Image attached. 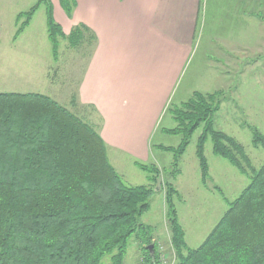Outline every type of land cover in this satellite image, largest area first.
Instances as JSON below:
<instances>
[{
    "label": "trees",
    "instance_id": "16d2710c",
    "mask_svg": "<svg viewBox=\"0 0 264 264\" xmlns=\"http://www.w3.org/2000/svg\"><path fill=\"white\" fill-rule=\"evenodd\" d=\"M45 1L19 14L17 20L26 16V22L17 37L45 2L48 38L57 58L59 39L78 46L86 28L65 38L50 0ZM59 1L70 15L73 7ZM218 102L216 94L195 93L183 107L186 112H174L172 105L169 113L178 127L170 133L181 136L182 144L162 149L179 162L203 128L197 145L203 183L210 178L205 145L211 138L213 154L246 175L249 185L235 201L226 202L228 211L204 243L189 249L174 204L177 191L163 182L171 245L177 264H264V164L255 169L235 138L215 130ZM251 133L253 146L264 149V135L253 128ZM135 165L156 187L160 170ZM154 189L126 185L99 132L54 99L0 93V264H102L106 257L110 264H125L133 239L143 254L142 264H161L154 228L141 222L151 209Z\"/></svg>",
    "mask_w": 264,
    "mask_h": 264
},
{
    "label": "rangeland",
    "instance_id": "374dc122",
    "mask_svg": "<svg viewBox=\"0 0 264 264\" xmlns=\"http://www.w3.org/2000/svg\"><path fill=\"white\" fill-rule=\"evenodd\" d=\"M40 1L0 0V93L48 96L78 117L84 118L98 131L101 124L98 115L91 108H83L78 100L83 72L94 49V40L90 34L84 33V42L75 47L60 38L58 56L54 57L48 38L47 2L44 0L46 3L41 4L30 25L17 37V32L26 22V16L20 22L17 20L19 14L28 13ZM243 1L205 0L208 7L198 26L196 62L204 58L215 61L217 57L230 68L224 66L220 69L221 65L215 66L218 67L215 75L195 74L192 78L193 67L190 68L182 83L176 87L174 102L170 103L167 117L161 121L152 139L151 150L155 153L148 162L138 161L150 166L155 163L156 157L161 164L153 166L160 170L162 190L154 192L150 200L151 209L141 219L143 224L154 228L153 242L158 246L161 264L178 263L171 245L172 234L167 221V189L163 187V182L171 184L177 191L174 204L189 249H197L204 243L228 211L226 202L235 201L249 185L246 175L242 176L229 162L213 154L211 138L205 145L210 178L207 184L203 183L197 158V145L203 128L193 135L179 162L175 160L174 153L162 149H178L182 144L181 136L170 133L177 129L178 123L169 111L173 105L174 112H186L183 107L195 94L192 95V82L195 81L197 93L202 94L201 90L205 88L207 93L213 89L211 94L218 97L219 110L214 116L215 130L235 138L244 147L255 169L264 164V149L253 146L251 133L253 128L264 135V6L261 0ZM255 1L257 3H253ZM50 2L54 6L59 5L60 1ZM66 2L73 7L74 0ZM209 41H214L210 53L206 51ZM197 71L205 73L208 70L198 67ZM165 130L168 135L163 136ZM160 151L165 157L156 153ZM108 156L126 185L156 189L148 179V174L135 165L137 160L114 151L108 153ZM176 172L180 174L174 178ZM142 255L133 239L125 264H142ZM102 264H110V257L104 258Z\"/></svg>",
    "mask_w": 264,
    "mask_h": 264
},
{
    "label": "crops",
    "instance_id": "0c3cea01",
    "mask_svg": "<svg viewBox=\"0 0 264 264\" xmlns=\"http://www.w3.org/2000/svg\"><path fill=\"white\" fill-rule=\"evenodd\" d=\"M205 5V0H74L68 15L60 2L52 3L55 22L65 38L84 27V33L94 40L78 100L98 115V132L108 153L129 156L135 163L148 162L155 153L152 139L190 68L191 78L215 75L220 65V69L230 68L217 57L196 62L198 26L207 11ZM211 44L214 41L207 46L208 53ZM198 67L208 71L201 73ZM195 86L194 81L192 95L198 92ZM205 89L201 90L205 95L213 92ZM159 163L155 157L152 165Z\"/></svg>",
    "mask_w": 264,
    "mask_h": 264
},
{
    "label": "water",
    "instance_id": "95a60500",
    "mask_svg": "<svg viewBox=\"0 0 264 264\" xmlns=\"http://www.w3.org/2000/svg\"><path fill=\"white\" fill-rule=\"evenodd\" d=\"M162 177H158L157 182H156V189L155 192H159L162 190ZM150 251H153V247H149Z\"/></svg>",
    "mask_w": 264,
    "mask_h": 264
}]
</instances>
